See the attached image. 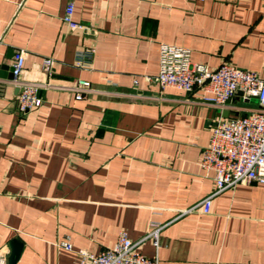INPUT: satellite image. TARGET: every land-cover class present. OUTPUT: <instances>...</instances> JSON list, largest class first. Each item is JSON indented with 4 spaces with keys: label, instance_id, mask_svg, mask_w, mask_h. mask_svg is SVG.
Returning a JSON list of instances; mask_svg holds the SVG:
<instances>
[{
    "label": "crops",
    "instance_id": "obj_1",
    "mask_svg": "<svg viewBox=\"0 0 264 264\" xmlns=\"http://www.w3.org/2000/svg\"><path fill=\"white\" fill-rule=\"evenodd\" d=\"M69 3L83 29L63 23ZM161 44L189 50L193 64L229 63L264 80V0H0L6 263L17 240L16 264H89L79 251L110 249L121 230L136 242L157 222L166 224L159 248L147 240L140 251L158 264H264V186L238 185L214 196L208 214L180 216L215 190L200 166L214 122L257 103L237 95L217 107L148 82ZM89 46L91 67H76ZM16 50L26 52L22 80L41 85V107L24 114L10 79ZM78 80L90 83L80 100Z\"/></svg>",
    "mask_w": 264,
    "mask_h": 264
},
{
    "label": "built area",
    "instance_id": "obj_2",
    "mask_svg": "<svg viewBox=\"0 0 264 264\" xmlns=\"http://www.w3.org/2000/svg\"><path fill=\"white\" fill-rule=\"evenodd\" d=\"M74 6L69 3L62 18L70 30L83 29L73 20ZM95 48L89 46L76 52L75 66L90 68ZM26 52L16 50L11 64V74L15 85L21 90L17 96V111L24 114L41 107V85L24 81ZM53 60L44 59L42 70L50 75ZM160 89H175L186 93H200L205 102L225 107L238 93L242 102L256 99L257 107L243 111V115L218 119L211 127L208 146L203 150L200 166L206 173H212L214 192L197 205L180 213L184 216L193 212L208 214L211 201L219 193L238 185L257 184L264 186V80L256 73L239 69L229 63H223L216 69L204 64H193L189 50L170 44L159 47V68L156 76L147 79ZM136 84V83H135ZM90 83L78 80L72 90L77 100L89 91ZM166 224L149 223L148 233L140 240L132 241L128 233L119 231L115 245L98 254L79 251L84 263L89 264H158L157 258H147L141 251V245L149 240L157 250L161 231ZM60 247L72 250L69 242ZM0 264H7L5 255L0 253Z\"/></svg>",
    "mask_w": 264,
    "mask_h": 264
},
{
    "label": "water",
    "instance_id": "obj_3",
    "mask_svg": "<svg viewBox=\"0 0 264 264\" xmlns=\"http://www.w3.org/2000/svg\"><path fill=\"white\" fill-rule=\"evenodd\" d=\"M3 69H5V67H3ZM9 70H10V79L13 80V75L11 74L12 69L10 68ZM19 92H21V90H19ZM237 95L241 96L242 94L238 93ZM252 100L257 103L256 99H252ZM230 102H231V100L228 101L227 104ZM227 114L228 113L224 114L225 118H227ZM9 247H10V255L7 258V263L8 264H16V262L19 259L20 254H21L22 245L19 241L14 240L9 244Z\"/></svg>",
    "mask_w": 264,
    "mask_h": 264
}]
</instances>
